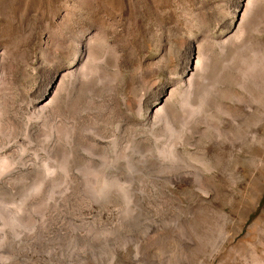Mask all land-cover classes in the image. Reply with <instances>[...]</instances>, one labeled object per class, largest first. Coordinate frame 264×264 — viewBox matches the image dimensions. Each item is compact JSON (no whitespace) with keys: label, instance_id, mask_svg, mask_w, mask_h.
Segmentation results:
<instances>
[{"label":"rangeland","instance_id":"rangeland-1","mask_svg":"<svg viewBox=\"0 0 264 264\" xmlns=\"http://www.w3.org/2000/svg\"><path fill=\"white\" fill-rule=\"evenodd\" d=\"M238 2L0 0V264H264V88L230 67L264 0L241 38Z\"/></svg>","mask_w":264,"mask_h":264},{"label":"bare ground","instance_id":"bare-ground-1","mask_svg":"<svg viewBox=\"0 0 264 264\" xmlns=\"http://www.w3.org/2000/svg\"><path fill=\"white\" fill-rule=\"evenodd\" d=\"M253 2L254 0H239V18L235 21V22H232L233 23V33L236 34L238 37H242L244 34H245V31H246V20L248 19V15H249V12L250 10L252 9V5H253ZM255 5V3H254ZM255 9V8H254ZM257 9V8H256ZM238 13V12H237ZM255 13V12H254ZM252 14V13H251ZM250 20V18H249ZM248 25V23H247ZM257 31V30H256ZM244 37V36H243ZM229 38V37H228ZM236 38V37H234ZM233 37H231V42H234V40H232ZM238 42V41H237ZM236 42V43H237ZM254 43V42H253ZM226 44V43H225ZM258 44V43H257ZM260 45V44H259ZM258 45V46H259ZM251 47L250 49V55H249V59H248V65H246L245 67L243 66H236L235 63L231 62L230 63V67L232 69H234V71L238 74L241 75L242 77V81L240 82L239 86L241 87V89H246V84L247 82L251 81L253 83V85L257 88V89H263L264 88V48L261 49L260 47ZM228 51V50H227ZM249 51V50H248ZM88 52V51H87ZM188 62H187V65L185 67V77H186V80L187 82L189 83L188 85L191 84V86H195V80L196 79H199L200 81L203 80L205 78V75H204V65L201 66V56H200V52H199V49L198 47L196 48L194 44L191 45L190 47V52H189V55H188ZM2 57V56H1ZM4 57V56H3ZM203 58V56H202ZM243 58V57H242ZM206 59V58H205ZM207 60V59H206ZM205 62V61H203ZM244 62V61H243ZM2 63V62H1ZM207 63H209L207 61ZM229 64V63H228ZM208 66V65H207ZM206 67V66H205ZM225 67V66H224ZM76 69V68H75ZM203 69V70H202ZM72 71V70H71ZM73 72V71H72ZM76 72V71H75ZM74 73V72H73ZM223 74V73H222ZM1 75V73H0ZM226 75V73H225ZM1 77V76H0ZM233 78H236L235 76H232ZM61 79H62V75L60 74H56L53 78V81L51 83V86L46 90V97H48V95L52 96L51 94H53L57 88L59 87L60 85V82H61ZM185 79V78H184ZM183 79V80H184ZM185 82V81H184ZM186 82V83H187ZM194 82V83H193ZM210 82V81H209ZM182 83V82H181ZM192 83L194 85H192ZM204 83V82H203ZM230 84V83H229ZM145 85V84H144ZM186 85V84H185ZM198 87V85H196ZM195 86V87H196ZM195 87H194V90H195ZM111 90V89H110ZM190 91V90H189ZM191 92V91H190ZM195 92V91H194ZM247 92V91H246ZM188 93V92H187ZM168 94H169V91L168 90H165L161 95L160 97L158 98V103L154 104V105H150L149 109L148 110V113H147V116H146V122L148 125L154 127L155 125H158V127L160 126V124H158V122L155 121V118L158 117V115L161 113V112H164V110L166 111V105L168 103ZM145 96L146 94L144 93H140V95L137 97V101H136V104H137V107L138 108H141L145 102ZM127 97V96H125ZM192 97V96H191ZM136 98V97H135ZM235 98V97H234ZM241 97H237L238 99V102H241L243 99H240ZM185 102V101H184ZM169 106V105H168ZM186 108V107H185ZM225 108V107H224ZM250 108V107H249ZM248 108V109H249ZM1 105H0V115H1ZM221 109V108H220ZM227 109V108H226ZM225 109V110H226ZM252 109V108H251ZM224 110V109H223ZM169 112V111H168ZM170 113V112H169ZM169 113H167L169 115ZM225 115L224 116H227V117H230L232 119H234V122L237 123V126L238 125H241L239 124V122L242 121V119L236 117V115L230 111H226L224 113ZM165 115V114H163ZM189 117V116H188ZM198 117H201L209 126H214L215 129L217 130V132L219 134H223L225 136H230L231 137V132L229 130L226 129L225 127V120H219L218 122H215L214 120H212L210 117H206V116H198ZM172 119V117H171ZM247 119H248V116H247ZM168 120L170 119H167V122ZM201 120V119H200ZM111 121V120H110ZM264 121V114L262 115V119H261V122ZM172 122V121H171ZM259 122V124L261 123ZM178 123V122H177ZM246 123V122H244ZM258 123V122H257ZM146 125V124H145ZM245 125V124H244ZM248 125V124H247ZM169 126V125H167ZM131 129V128H130ZM172 134V133H171ZM236 135V134H235ZM233 136V135H232ZM235 140H238L236 137L234 138ZM2 157V156H1ZM3 159V158H2ZM5 160V159H4ZM7 161V160H6ZM11 163V162H10ZM6 166L5 162L2 163V166ZM1 166V165H0ZM92 240V239H91ZM95 249V248H94ZM84 252V251H83ZM78 253V252H77ZM89 253L92 254H97V253H102V250H93V251H89ZM69 256V255H68ZM76 257V256H75Z\"/></svg>","mask_w":264,"mask_h":264}]
</instances>
